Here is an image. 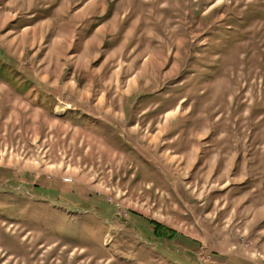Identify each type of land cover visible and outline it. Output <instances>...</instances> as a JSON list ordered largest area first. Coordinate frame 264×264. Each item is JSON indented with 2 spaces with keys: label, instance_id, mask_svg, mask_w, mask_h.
<instances>
[{
  "label": "rangeland",
  "instance_id": "1",
  "mask_svg": "<svg viewBox=\"0 0 264 264\" xmlns=\"http://www.w3.org/2000/svg\"><path fill=\"white\" fill-rule=\"evenodd\" d=\"M119 9L138 48L106 50L87 71L66 62L75 50L52 47L53 22L33 29L36 49L18 42L6 53L0 32V264H264V222L247 232L222 219L234 227L222 242L224 226L197 216L210 200L200 205L196 191L210 195L216 176L162 160L174 143L145 137L172 120L184 135L204 124L210 152L240 155L243 176L264 191V0H120ZM157 224L175 236H158Z\"/></svg>",
  "mask_w": 264,
  "mask_h": 264
},
{
  "label": "crops",
  "instance_id": "2",
  "mask_svg": "<svg viewBox=\"0 0 264 264\" xmlns=\"http://www.w3.org/2000/svg\"><path fill=\"white\" fill-rule=\"evenodd\" d=\"M4 1V11L0 12V32L5 34L3 37L6 42V47H3L6 49V53H9L7 47L15 49L18 42H21V47L24 49L40 48L39 44L34 45L33 38L35 32L33 29L46 21L48 23L53 22L52 31L55 35L51 40L52 47L75 50L76 52L69 54V57L64 55L66 60H68L66 62H68L70 66L78 62L77 64L84 65V71L90 68L92 70V66L102 59V56L107 52L106 50L112 52V54L110 53L111 56H119L120 50L135 49L139 46L137 41L131 43V40L134 38H132V36H134L136 27L134 26L132 29H129L123 26L126 14H122L119 9L120 0ZM3 6L0 5V9ZM40 9L48 10L50 12L49 16L37 18L39 15L36 12ZM49 25L50 24L47 26ZM27 29H29V31L22 36L24 38H19L22 32ZM47 31L49 32V30ZM37 32H39L38 29L36 34ZM10 33H14V35L9 36ZM41 33H43V31ZM59 33L64 35V39L62 42L55 45L54 40ZM126 34H128V36ZM26 36H29L31 40L29 38L26 39ZM29 41H31L30 44ZM86 58L88 61L85 60ZM105 62L107 63V60ZM100 71H102V68L97 69L95 67L94 76ZM88 74L89 73H87L86 76H90ZM15 76L17 81L22 82L28 80H41L40 78L31 79L24 77L19 73H16ZM83 79L85 80L86 78ZM142 79H144V77H140L137 73H134L130 77L131 81ZM35 89L37 90V86ZM157 106L158 103L148 104L142 108L141 113L154 112L157 110ZM134 108H136L135 104L128 109L129 112ZM174 108L175 107H172L164 113H171L174 111ZM176 108L178 109V107ZM174 121L172 120L169 126L162 128H160L162 124L159 126L157 124L156 131L154 133L145 132V137L149 139L150 143H153L155 148L166 143H174V146L167 149L164 153L159 151V153H162L160 155L162 160L174 161L177 164L188 162L192 167L197 166L196 173H198L199 170L201 171L202 167L208 166L209 169L207 168L201 171L200 176L206 173L209 178L216 176L214 179L216 188L210 192V195L205 192L196 191V197L202 200L200 205L210 200L207 210H200V208H197L198 217L204 214L200 217V222H202L203 216L205 217L204 220H206L207 217H212V220H206L207 224L204 221L203 224H212L214 226L212 229L216 226L223 225L224 228H218L217 232L221 236V241H225V244L226 242L232 241L231 234L234 227L231 226L230 222L224 225V223H221L222 219L236 221L234 225L243 223V228L247 232L249 230H257L264 222V191L258 178L243 176L244 170L238 167L240 165V155H230L228 158H221L219 160V157L225 155V153L217 156L210 152L214 144V138L210 137L211 129L208 126L200 123L197 127L190 125L188 129L197 130L194 133L189 132L187 135H184L183 130L187 128L184 129V125L181 126L182 128H177ZM150 125H152V123ZM132 127L135 128V125ZM174 129L177 131L173 133V136L161 141L164 135ZM201 162H203V165H201ZM217 162L221 163L217 164ZM236 166L238 167V175L232 174L231 171V168ZM258 232L264 234V227H262L261 230L258 229ZM212 233L215 234V231H212ZM230 244L231 243H227V246ZM259 246L261 248L260 250L263 252L264 237L263 239L261 238ZM224 251H226V249H224Z\"/></svg>",
  "mask_w": 264,
  "mask_h": 264
},
{
  "label": "trees",
  "instance_id": "3",
  "mask_svg": "<svg viewBox=\"0 0 264 264\" xmlns=\"http://www.w3.org/2000/svg\"><path fill=\"white\" fill-rule=\"evenodd\" d=\"M154 224V222H152ZM155 233L160 236V237H163V236H170V237H173L175 236V231L174 230H171L169 228H166V227H162L161 225L157 224V228L155 230Z\"/></svg>",
  "mask_w": 264,
  "mask_h": 264
},
{
  "label": "flooded vegetation",
  "instance_id": "4",
  "mask_svg": "<svg viewBox=\"0 0 264 264\" xmlns=\"http://www.w3.org/2000/svg\"><path fill=\"white\" fill-rule=\"evenodd\" d=\"M263 33H264V32H259V33H257V34H258V38H260V37L262 36ZM72 207H73V209H75V211H76L77 209L80 208L79 206H76V205H72Z\"/></svg>",
  "mask_w": 264,
  "mask_h": 264
}]
</instances>
